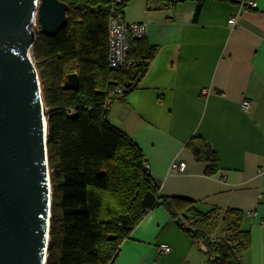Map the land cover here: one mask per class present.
Instances as JSON below:
<instances>
[{
	"label": "crops",
	"instance_id": "0c3cea01",
	"mask_svg": "<svg viewBox=\"0 0 264 264\" xmlns=\"http://www.w3.org/2000/svg\"><path fill=\"white\" fill-rule=\"evenodd\" d=\"M123 17L146 24L155 55L135 89L111 104L110 123L141 149L163 196L245 213L251 244L241 262L264 264V0H129ZM189 142L216 153L214 176ZM173 160L185 170L170 171ZM206 251L156 208L113 264H207Z\"/></svg>",
	"mask_w": 264,
	"mask_h": 264
},
{
	"label": "trees",
	"instance_id": "16d2710c",
	"mask_svg": "<svg viewBox=\"0 0 264 264\" xmlns=\"http://www.w3.org/2000/svg\"><path fill=\"white\" fill-rule=\"evenodd\" d=\"M60 1L67 5L66 24L53 37L35 32L30 50L47 121L51 201L45 264H113L122 243L156 208L206 247L207 264H242L251 244L246 214L201 211L193 201L163 196L141 149L109 121L105 100L132 79L130 70L107 65L112 0ZM154 55L144 38L131 41L129 59L137 62L140 78ZM72 73L79 88L64 90ZM188 147L196 160L207 162V176L219 171L208 143Z\"/></svg>",
	"mask_w": 264,
	"mask_h": 264
},
{
	"label": "water",
	"instance_id": "95a60500",
	"mask_svg": "<svg viewBox=\"0 0 264 264\" xmlns=\"http://www.w3.org/2000/svg\"><path fill=\"white\" fill-rule=\"evenodd\" d=\"M60 0H0V264H45L51 188L47 121L30 50L32 25L53 37L66 24ZM68 75L64 90H77Z\"/></svg>",
	"mask_w": 264,
	"mask_h": 264
},
{
	"label": "built area",
	"instance_id": "2783aa9c",
	"mask_svg": "<svg viewBox=\"0 0 264 264\" xmlns=\"http://www.w3.org/2000/svg\"><path fill=\"white\" fill-rule=\"evenodd\" d=\"M128 0H112L113 6L110 10L108 26H107V65L109 69H127L132 73V79L124 85L117 87L111 92L103 104L105 110H109L114 101L122 99L128 88H132L140 78L138 75L137 62L129 59V51L131 41L134 39L145 38L147 35V27L144 23H128L124 20L123 12L120 11V5ZM244 5L250 9L257 7L256 2L247 1ZM36 19L32 25L40 31L36 25ZM231 26L237 25V17L230 20ZM38 24V23H37ZM250 106L248 101L242 102V107L247 109ZM71 113H73L71 111ZM185 170V163L182 161L173 160L170 165V171L173 173H181ZM162 253L170 252V247L165 244L159 246Z\"/></svg>",
	"mask_w": 264,
	"mask_h": 264
},
{
	"label": "rangeland",
	"instance_id": "374dc122",
	"mask_svg": "<svg viewBox=\"0 0 264 264\" xmlns=\"http://www.w3.org/2000/svg\"><path fill=\"white\" fill-rule=\"evenodd\" d=\"M35 19H36V22H37V16H36ZM36 25H37V27L39 26L37 23H36ZM33 31H34V33H35V32H37V29L33 27ZM29 55H30V58L32 59V61H33V63H34V60H33V57H32V55H31V52L29 53ZM34 66H35V63H34Z\"/></svg>",
	"mask_w": 264,
	"mask_h": 264
}]
</instances>
